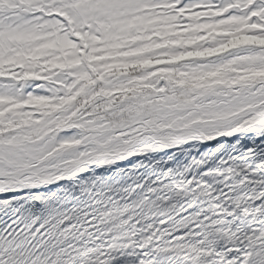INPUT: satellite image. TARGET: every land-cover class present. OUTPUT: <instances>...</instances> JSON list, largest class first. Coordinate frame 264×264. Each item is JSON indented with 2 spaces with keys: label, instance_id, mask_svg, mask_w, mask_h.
<instances>
[{
  "label": "snow or ice",
  "instance_id": "obj_1",
  "mask_svg": "<svg viewBox=\"0 0 264 264\" xmlns=\"http://www.w3.org/2000/svg\"><path fill=\"white\" fill-rule=\"evenodd\" d=\"M0 264H264V0H0Z\"/></svg>",
  "mask_w": 264,
  "mask_h": 264
}]
</instances>
